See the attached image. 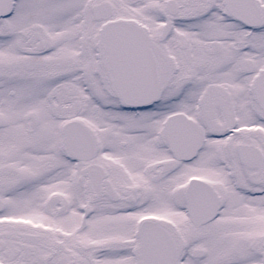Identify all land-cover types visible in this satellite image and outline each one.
I'll use <instances>...</instances> for the list:
<instances>
[{"label": "snow or ice", "instance_id": "obj_1", "mask_svg": "<svg viewBox=\"0 0 264 264\" xmlns=\"http://www.w3.org/2000/svg\"><path fill=\"white\" fill-rule=\"evenodd\" d=\"M0 264H264V0H0Z\"/></svg>", "mask_w": 264, "mask_h": 264}]
</instances>
